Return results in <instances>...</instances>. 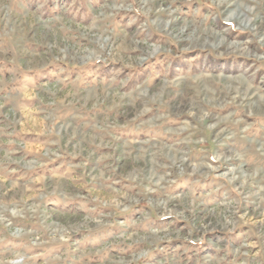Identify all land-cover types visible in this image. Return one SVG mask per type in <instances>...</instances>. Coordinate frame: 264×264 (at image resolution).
<instances>
[{
    "label": "rangeland",
    "instance_id": "obj_1",
    "mask_svg": "<svg viewBox=\"0 0 264 264\" xmlns=\"http://www.w3.org/2000/svg\"><path fill=\"white\" fill-rule=\"evenodd\" d=\"M0 264H264V0H0Z\"/></svg>",
    "mask_w": 264,
    "mask_h": 264
}]
</instances>
